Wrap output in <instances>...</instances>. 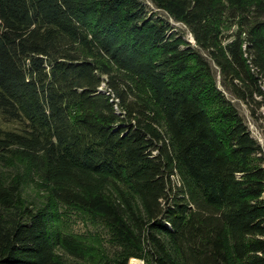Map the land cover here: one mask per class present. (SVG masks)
<instances>
[{"label":"trees","instance_id":"trees-1","mask_svg":"<svg viewBox=\"0 0 264 264\" xmlns=\"http://www.w3.org/2000/svg\"><path fill=\"white\" fill-rule=\"evenodd\" d=\"M150 2L0 0V264H264V0Z\"/></svg>","mask_w":264,"mask_h":264},{"label":"rangeland","instance_id":"rangeland-1","mask_svg":"<svg viewBox=\"0 0 264 264\" xmlns=\"http://www.w3.org/2000/svg\"><path fill=\"white\" fill-rule=\"evenodd\" d=\"M150 6H153L150 0H144ZM162 14H164L162 12ZM174 26L180 27L186 33H184L191 42H194L193 36L189 33L186 26L179 22L173 21ZM217 78L220 80V76L217 73ZM219 87L224 90L221 83L219 82ZM227 95L233 100V102L238 107L240 113L244 116L246 124L249 127V130L252 136L259 142V144L263 148V155H264V105L261 106H254L251 108L248 104L238 100L234 96H232L229 92ZM0 121L4 123L5 126L13 127L16 125L15 122H7L3 121V117L0 114ZM177 180V179H175ZM27 198L36 197L38 200H42L44 203L47 202V192H35V188L32 186L27 187V194L25 195ZM64 212H60L61 218L59 219L60 227L66 232H73L78 233L82 236L93 238V237H100L103 241L105 238H108L109 232L107 227L104 223L97 217L82 212L76 208H64L62 207ZM92 242V241H90ZM138 261L139 264H145V261L142 259L132 258L129 264H136L135 261Z\"/></svg>","mask_w":264,"mask_h":264},{"label":"bare ground","instance_id":"bare-ground-1","mask_svg":"<svg viewBox=\"0 0 264 264\" xmlns=\"http://www.w3.org/2000/svg\"><path fill=\"white\" fill-rule=\"evenodd\" d=\"M135 263H136V264H139V262H138L137 260L135 261Z\"/></svg>","mask_w":264,"mask_h":264}]
</instances>
